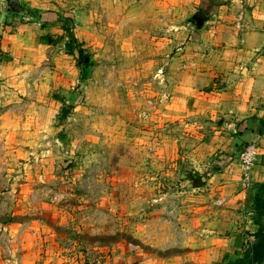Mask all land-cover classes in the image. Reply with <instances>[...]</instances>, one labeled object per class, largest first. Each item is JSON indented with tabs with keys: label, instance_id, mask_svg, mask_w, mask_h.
<instances>
[{
	"label": "rangeland",
	"instance_id": "1",
	"mask_svg": "<svg viewBox=\"0 0 264 264\" xmlns=\"http://www.w3.org/2000/svg\"><path fill=\"white\" fill-rule=\"evenodd\" d=\"M47 1L49 39L31 49L14 99L0 89V113L5 102L12 112L0 117L2 259L11 245L29 246L34 264H93L125 242L161 259L209 246L221 129L179 110L171 83L192 66L181 55L201 30L189 18L211 0ZM65 26L88 62L66 53Z\"/></svg>",
	"mask_w": 264,
	"mask_h": 264
},
{
	"label": "crops",
	"instance_id": "2",
	"mask_svg": "<svg viewBox=\"0 0 264 264\" xmlns=\"http://www.w3.org/2000/svg\"><path fill=\"white\" fill-rule=\"evenodd\" d=\"M21 1L31 11L32 21L20 16L10 19L3 14L0 0V89L12 99L26 74L31 49L44 47L51 33L49 25L53 22L42 24L40 14L55 19V10L47 0ZM221 2L217 6L203 2L209 21L186 44L195 52L181 56L190 59L192 66L182 74L179 85L171 83L172 98L180 88L184 103L175 109L184 110L185 115L206 117L208 121L203 125H219L221 152L235 153L232 143L241 141L245 146L257 142L260 155L250 171V186H240L241 168L235 159L214 174L221 176V226L204 239L209 246L161 259L139 245L125 242L109 249L93 264H232L244 257L255 241L253 234L264 224V213L258 215L254 207L255 196L264 189V0ZM5 103L0 113L3 119L12 117ZM237 125H243L238 134ZM11 248L9 259H2L0 254V264L35 263L29 246H22L18 253ZM258 264H264V260Z\"/></svg>",
	"mask_w": 264,
	"mask_h": 264
},
{
	"label": "trees",
	"instance_id": "3",
	"mask_svg": "<svg viewBox=\"0 0 264 264\" xmlns=\"http://www.w3.org/2000/svg\"><path fill=\"white\" fill-rule=\"evenodd\" d=\"M212 1V2H211ZM208 2L209 4H214V0H211ZM207 3V4H208ZM220 5L219 3L215 6ZM207 7L205 5H202L200 7L201 11H205ZM42 24L47 23L51 20H49V17H46L44 13L42 12L40 14ZM70 19V18H68ZM65 32L67 33L68 41L66 42L67 46V52L68 54H73V50L76 49L78 53L79 59H84L85 56L82 53V49L80 46H76V38L74 37L72 33V29L69 26L64 27ZM263 128H264V124ZM240 131V130H239ZM234 154L233 153H227V152H221V157L218 159L219 166L217 165V169H222L225 167L228 163H230L233 159ZM258 215H262L264 213V191L260 193L259 195L255 196V205ZM255 241L251 246L248 248L247 252L244 253V257L236 260L232 264H253V263H260L264 260V224H260L257 231L253 234Z\"/></svg>",
	"mask_w": 264,
	"mask_h": 264
},
{
	"label": "water",
	"instance_id": "4",
	"mask_svg": "<svg viewBox=\"0 0 264 264\" xmlns=\"http://www.w3.org/2000/svg\"><path fill=\"white\" fill-rule=\"evenodd\" d=\"M1 7L3 14H7L10 19L15 16L33 19L31 11L22 4L21 0H1ZM208 21V14L199 9H196L189 18L190 24L196 31L201 30ZM88 61L89 57H85L84 62ZM211 169L215 173L218 171L217 168L211 167ZM190 184L192 187H201L200 177L195 176V178H192Z\"/></svg>",
	"mask_w": 264,
	"mask_h": 264
},
{
	"label": "built area",
	"instance_id": "5",
	"mask_svg": "<svg viewBox=\"0 0 264 264\" xmlns=\"http://www.w3.org/2000/svg\"><path fill=\"white\" fill-rule=\"evenodd\" d=\"M259 147L257 142H250L240 150L237 155L239 166L241 168V186L242 188H248L251 183V169L258 159ZM2 173V167L0 165V174Z\"/></svg>",
	"mask_w": 264,
	"mask_h": 264
}]
</instances>
